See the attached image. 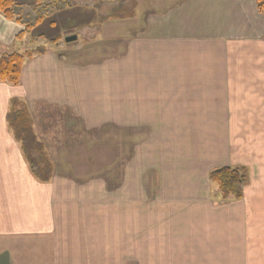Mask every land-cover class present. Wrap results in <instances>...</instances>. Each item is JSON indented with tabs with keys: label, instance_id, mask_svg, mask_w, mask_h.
Listing matches in <instances>:
<instances>
[{
	"label": "crops",
	"instance_id": "crops-1",
	"mask_svg": "<svg viewBox=\"0 0 264 264\" xmlns=\"http://www.w3.org/2000/svg\"><path fill=\"white\" fill-rule=\"evenodd\" d=\"M130 1L131 41L110 65L79 69L115 80L113 96L78 92L76 63L55 50L25 62L19 85L0 81V264H264V22L255 0ZM107 22L93 25L102 36ZM23 30L0 14V52ZM16 102L29 115L50 106L68 125L34 119L38 139L56 150L48 182L33 175L6 122ZM84 115L94 118L77 127ZM221 166L247 170L241 198L223 200L209 180Z\"/></svg>",
	"mask_w": 264,
	"mask_h": 264
},
{
	"label": "rangeland",
	"instance_id": "rangeland-1",
	"mask_svg": "<svg viewBox=\"0 0 264 264\" xmlns=\"http://www.w3.org/2000/svg\"><path fill=\"white\" fill-rule=\"evenodd\" d=\"M57 1L59 5H57V7L54 6L56 8L54 9L53 7L54 10H52L38 25L25 30V26L22 24L24 26V30L19 34V41L16 47L13 50H8L5 52H2V50L0 52V55L5 53L24 54L28 50H35L37 48H44L45 51L41 54H44L47 51L55 50L56 54H60L64 60H67L71 63H76L79 71V69L104 58H107L106 61H108L110 65L112 60L111 58L116 56L119 53L120 49H122L124 45L129 42V40L131 41L134 29H132L131 20L126 21V19L133 17L136 9L133 11V9L131 8L132 2L130 0L128 2H124L125 0H122L123 2H119V0H65L67 2L66 5H62V3H60V0ZM29 4L30 7H32V5H34L35 3L31 1ZM119 6H123L124 9L121 8L118 10V13H113V11L119 8ZM91 17L94 18L93 22H91L90 20ZM113 18L123 19L125 21H111L114 20ZM107 20L108 22L105 23L107 32L103 33L102 36L100 34V30H97L93 25H97L96 27L98 28V23L100 25ZM117 22L119 25L121 24L120 26H122V24L124 25L122 28H119V33L117 30V34L115 35L113 29L117 27L115 26ZM137 29L138 27L136 28V30ZM72 34H76L77 39L68 43L65 42V38ZM102 49L103 51L99 52ZM38 55L40 54H35L31 59ZM87 73L88 71H79L78 73V92H80L81 89L87 88L86 90L88 92H92L91 94L93 95V98L98 95H105V93H108L110 97L115 94V80L112 81L113 79H107L108 77L106 76L104 78H97L96 76L94 77L93 74ZM91 79L94 81L91 82ZM106 79L110 82L105 83ZM107 84H109L108 87H106ZM33 103L35 104V101H33ZM93 103L95 105L101 104L100 101L96 102L95 100H93ZM78 105L83 106L84 104L78 102ZM100 106L104 107L103 105ZM52 110L53 108L50 106H46L45 108H43L42 104H36L34 110L32 111L33 116L31 114V117L33 119L32 124H34V119L36 120L38 117V121L40 122V124L45 127L47 125H59L61 127L68 126L67 124H65V119H62L64 123L60 121L59 115L56 118L59 119V121L56 123L55 118L52 114ZM83 117H89V119L91 120L94 118V115H84L80 117L76 122L77 127L85 123ZM33 127L35 128V130H33V132L31 133L29 132L30 138H32L31 135H34V138L37 140V142L42 143V139H40L41 141L38 139L39 132L36 130L35 124ZM12 135L14 136L13 132ZM81 135L82 132H76L77 138L81 137ZM44 149L46 152L51 149V153L48 152L49 154H46L48 158V160H46L52 166L55 162L56 150L52 149L51 147L48 148L47 146H45ZM80 151H82V149H76L75 154L72 156H75L76 158ZM80 155L83 156V153H81ZM61 156H59L58 158L60 159ZM65 157L69 158L66 155ZM93 157H95V155Z\"/></svg>",
	"mask_w": 264,
	"mask_h": 264
},
{
	"label": "trees",
	"instance_id": "trees-1",
	"mask_svg": "<svg viewBox=\"0 0 264 264\" xmlns=\"http://www.w3.org/2000/svg\"><path fill=\"white\" fill-rule=\"evenodd\" d=\"M33 2L35 4L30 7V4H23L16 0H0V14L7 19L20 22L27 30L41 23L59 5L57 0H34ZM255 2L264 22V0H255ZM60 3L67 4L65 0H60ZM121 8L124 9L123 6H119L113 13H118ZM44 51V48H37L28 50L24 54L5 53L0 55V81L13 86L18 85L25 61ZM13 107L15 108L6 114V122L12 130L14 138L20 142L29 167L32 168L35 164L39 167V171H33L34 176L40 181H48L51 177L52 166L47 162L48 158L43 144L37 142L34 135H31L32 138H30L29 132H33V128L28 109L23 103L17 102ZM209 180L217 186L223 200L239 199L248 182V173L244 167L221 166L209 172Z\"/></svg>",
	"mask_w": 264,
	"mask_h": 264
},
{
	"label": "flooded vegetation",
	"instance_id": "flooded-vegetation-1",
	"mask_svg": "<svg viewBox=\"0 0 264 264\" xmlns=\"http://www.w3.org/2000/svg\"><path fill=\"white\" fill-rule=\"evenodd\" d=\"M60 55V54H59ZM61 56V55H60ZM31 116V115H30ZM31 119H32V117H31ZM75 149H81L80 147H78V148H75ZM70 150L71 149H69V152H70ZM73 150V149H72ZM71 150V151H72ZM73 152V151H72ZM63 153H65V152H63ZM96 153H98V151L96 152ZM47 154V153H46ZM110 154H113V152L110 150ZM72 156V155H71ZM62 158H64V157H61L60 159H62ZM112 159V158H111ZM115 165V164H114ZM113 164H111L109 167H107V168H109V169H112V167L114 166ZM55 167H56V164H54L53 163V165H52V172H51V177H52V174H53V171L55 170ZM115 168V167H114ZM113 168V169H114ZM30 170H31V172L32 173H34L36 170H40L39 169V167L35 164L34 166H32V168L30 167ZM34 171V172H33ZM34 175V174H33ZM51 177L49 178V180L48 181H50V179H51ZM48 181H44V182H48Z\"/></svg>",
	"mask_w": 264,
	"mask_h": 264
},
{
	"label": "water",
	"instance_id": "water-1",
	"mask_svg": "<svg viewBox=\"0 0 264 264\" xmlns=\"http://www.w3.org/2000/svg\"><path fill=\"white\" fill-rule=\"evenodd\" d=\"M77 39V35L76 34H72V35H69L65 38V42H71V41H74Z\"/></svg>",
	"mask_w": 264,
	"mask_h": 264
}]
</instances>
